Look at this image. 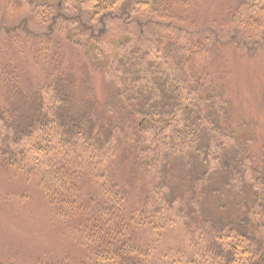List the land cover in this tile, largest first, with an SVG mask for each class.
I'll use <instances>...</instances> for the list:
<instances>
[{
	"label": "rangeland",
	"instance_id": "374dc122",
	"mask_svg": "<svg viewBox=\"0 0 264 264\" xmlns=\"http://www.w3.org/2000/svg\"><path fill=\"white\" fill-rule=\"evenodd\" d=\"M26 1L30 0H12V13H0V35L22 19L33 31H44ZM252 1L191 0V20L203 32L196 35L190 31V35L172 41L162 37L144 41L140 50L150 52L151 57L141 60L136 54L131 57L135 34L128 29L126 33L132 38L128 36L121 48L108 39L95 46L83 39L72 43L73 37L65 41L69 27L57 23L44 56L37 53L38 44L24 38L19 39L21 55L8 48L11 42L0 41V109L9 103L16 114L33 110L32 98L26 102L10 99L9 86L1 74L15 77L19 90L28 93L33 82L46 83L54 74L67 75L70 104L87 103L83 107L89 111L108 109L109 117H114L113 112L124 105L129 93L136 91L133 103L127 101V105L133 123L144 127L139 139L146 169L140 173L129 163L112 165L113 177L122 184L134 180L137 190L132 196L142 202L153 205L166 201L172 207L168 212L172 218L191 205L201 217L223 221L247 218L248 212L257 213L254 205L259 200L255 196L254 200L253 193H258L264 179V43L250 47L264 30V15L259 12L254 16L263 24L257 34L252 33L245 21ZM50 56L57 58L55 70ZM7 62L10 67L3 69ZM135 67L139 73H134ZM115 68L121 71L118 78L127 81L125 89L137 83L122 101L117 98L119 102L113 100L117 88L106 80L114 78L110 69ZM145 83H151L150 88L138 90ZM159 87L165 90L163 94ZM126 110L130 114L129 108ZM156 112L157 118L148 117ZM147 123H153L154 128L145 129ZM54 126L60 135L63 130L56 119ZM11 142L0 122V264H82L86 254L74 243L73 230L44 198L38 177L20 174L17 166L7 164ZM58 142L64 150V137L60 135ZM14 151L17 155L19 150ZM107 151L108 155L116 153L114 140ZM38 176L49 187L50 178Z\"/></svg>",
	"mask_w": 264,
	"mask_h": 264
},
{
	"label": "trees",
	"instance_id": "16d2710c",
	"mask_svg": "<svg viewBox=\"0 0 264 264\" xmlns=\"http://www.w3.org/2000/svg\"><path fill=\"white\" fill-rule=\"evenodd\" d=\"M190 2L30 0L26 5L44 31H33L22 19L12 28H6L11 34L6 30L0 35V41L5 44L11 42L8 48L21 55L19 39L24 38L34 46L38 44V52L36 50L34 54L37 52L44 56L57 31V23L69 27L66 28L65 41L70 42L73 37L72 43L83 39L95 46L108 39L121 48L131 35L126 33L128 29L135 34L131 57L136 54L141 60L144 56L151 57L150 52L140 50L144 41L152 42L161 37L172 41L174 37L190 35V31L196 35L203 32V28H196V23L191 20ZM251 7L245 21L252 33L257 34L263 21L254 16L259 12L264 15V0H253ZM0 13H12V0H0ZM236 26L244 29L241 25ZM236 32L238 38L239 32ZM263 43L264 30L250 47ZM97 57L98 62L106 67L105 62ZM50 59L55 70L57 58L50 56ZM10 65L7 62L3 69ZM110 70L114 78L106 80L117 88L113 100L119 102L117 98L122 101L126 92L136 89L137 83L129 85L127 90V81L118 78L120 69ZM138 70L135 67L134 73H139ZM12 72L15 73V69ZM1 77L9 86L10 99L26 102L32 98L33 103V110L28 113L16 114L14 106L9 103L8 107L0 109V122L12 138L9 145L11 154H8L11 161L7 164L17 166L20 174L32 176V179L38 177L44 198L73 230L74 243L86 254L82 264H264V203L260 202L264 201V179L258 193H253V198L255 196L259 200V204L254 205L257 213L248 212L247 218L239 220L232 217L223 221L201 217L193 211L192 205L172 218L168 214L172 207L166 201L153 205L142 202L132 196L137 190L134 180L122 184L113 177L112 165L129 163L140 173L146 169L145 160H141L139 139L144 127L133 123L134 116L127 105V101L133 103L132 93L136 91L129 93L128 100L122 102L124 105L113 112L114 117H109L108 109L92 111L90 108L89 111L88 107H83L88 106L87 103L78 101L70 104L72 94L67 75L54 74L46 83L33 82L29 85V93L19 90L15 77L10 79L3 74ZM160 82L165 81L162 79ZM150 84L140 85L138 90L148 89ZM164 91L160 88L158 92L163 94ZM169 100L172 101L171 97ZM53 106L57 109L54 110ZM80 106L83 109L78 108ZM158 115L156 112L148 114V117L157 118ZM55 119L63 130L60 135L64 137V150L58 142L60 135L54 126ZM147 124L145 129L154 128L153 123ZM114 134L121 137L116 138ZM112 140L116 142L117 151L108 155L107 146ZM15 149L19 150L17 155ZM38 173L50 178L49 187L45 186ZM251 214L255 221H252Z\"/></svg>",
	"mask_w": 264,
	"mask_h": 264
}]
</instances>
